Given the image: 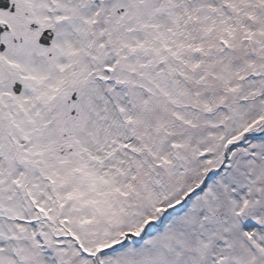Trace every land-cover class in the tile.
I'll list each match as a JSON object with an SVG mask.
<instances>
[{"label":"snow or ice","instance_id":"obj_1","mask_svg":"<svg viewBox=\"0 0 264 264\" xmlns=\"http://www.w3.org/2000/svg\"><path fill=\"white\" fill-rule=\"evenodd\" d=\"M0 264H264V0H0Z\"/></svg>","mask_w":264,"mask_h":264}]
</instances>
